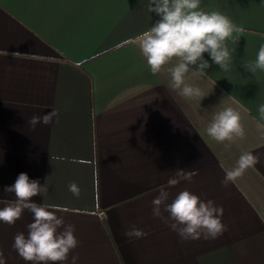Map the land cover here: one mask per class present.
Returning <instances> with one entry per match:
<instances>
[{"label":"crops","instance_id":"crops-1","mask_svg":"<svg viewBox=\"0 0 264 264\" xmlns=\"http://www.w3.org/2000/svg\"><path fill=\"white\" fill-rule=\"evenodd\" d=\"M147 4L0 0V207L14 199L4 188L20 173L46 184L47 194L33 201L66 208L59 214L80 241L65 264L73 255L76 264H264V139L256 127L264 123L258 112L264 71L245 68L264 44V0H202L205 11H220L245 32L227 42L230 71L204 53L207 76L188 74L187 82L205 94L201 101L169 88L167 74L152 75L129 43L159 19ZM228 105L240 106L246 135L225 150L206 128ZM53 108L59 113L53 124L28 125ZM243 151L260 162L223 186ZM177 170L195 175L170 187ZM71 182L79 197L68 190ZM161 189L169 191V203L187 189L222 206L223 234L181 240L152 215ZM31 221L25 210L14 226L0 222L6 264H26L12 244ZM133 225L148 235L125 237Z\"/></svg>","mask_w":264,"mask_h":264},{"label":"clouds","instance_id":"clouds-1","mask_svg":"<svg viewBox=\"0 0 264 264\" xmlns=\"http://www.w3.org/2000/svg\"><path fill=\"white\" fill-rule=\"evenodd\" d=\"M201 2L148 0V12L155 13L159 19L129 41L138 48L151 74H167L170 77L168 87L189 101H201L205 97L198 84L187 82L189 73L200 78L207 76L206 69L211 65L203 54L208 53L211 61L222 71H230L232 53L227 42L236 43L240 36L234 34L245 32L243 26H237L220 11H205ZM194 65L197 70L191 69ZM245 68L253 74L257 70L264 71V44L260 45L255 60L245 65ZM227 99H232V96ZM236 103L233 100V104ZM258 112L260 120L264 121V104L259 105ZM58 116V111L53 108L42 116L33 115L27 123L35 129L37 125L53 124ZM242 121L239 105L224 106L212 114L206 128L207 135L228 150L236 141L245 138ZM256 127L260 138L264 139V123L258 122ZM259 162L260 157L251 151L241 152L234 166L226 171L222 185L234 183ZM175 173L167 181L170 187L180 182L178 177L191 181L195 175L194 172L186 173L184 170ZM68 190L79 197L80 190L75 182L69 183ZM4 192L12 194L14 199L4 202V206L0 207V222L14 226L25 210L32 215V221L27 224V235L18 232L14 236L12 249L17 255L26 264H65L80 241L75 235V226L66 224L64 216L59 214L67 212L66 208L33 201V197L47 194L46 184L42 186L38 180L20 173L14 184L5 186ZM169 196V191H159L152 200V215L168 223L181 240L215 239L225 231L221 219L224 211L222 206H216L212 200L204 201L187 189L180 191L170 203ZM147 235L135 225L124 232V236L129 239L145 238ZM77 260L78 256H71V264H76ZM0 264H6L3 253H0Z\"/></svg>","mask_w":264,"mask_h":264}]
</instances>
